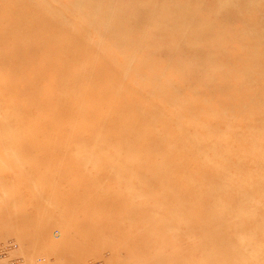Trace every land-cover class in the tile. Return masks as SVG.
<instances>
[{"label": "bare ground", "instance_id": "6f19581e", "mask_svg": "<svg viewBox=\"0 0 264 264\" xmlns=\"http://www.w3.org/2000/svg\"><path fill=\"white\" fill-rule=\"evenodd\" d=\"M118 1L0 0V114L4 113V116L0 117V225L3 227L10 222L20 223L22 229H26L34 222L44 220L47 214L51 215V219L56 217V220L67 219L70 225L77 223L81 229L89 230L86 233L92 237L94 233L100 231L98 224L93 225L95 224L93 220H112L108 213L120 214L119 220H132L133 215L139 220H156L152 217L156 210L165 217L181 211L187 204H193L195 207L201 204L204 206V200L209 198V194L194 188L192 174H185L186 165L188 167L192 165L196 175L209 174L213 179L220 175L224 176L225 170H219L211 164V160H220L228 153L222 147L221 139L216 140L211 147H203L200 140L192 144L196 129L191 128L196 124L193 123L194 126L184 132L185 126L181 115H175L177 120L173 117L170 119L177 128L174 133L168 128L159 131L157 135L153 130H143L146 127L141 129L133 127L134 121H145L151 116L142 114H139V117L137 114L131 116L128 109L130 103L121 101V94L131 88L125 90V85L121 83L118 87L117 82H122L127 75L131 81L135 80L132 85L136 89L133 93L137 102H141L145 97L149 99L162 97L164 106L159 104L155 114L152 113L154 115L152 119L157 121L163 120L159 112L167 106L173 109L175 105V108L181 111H192L185 103L177 104L181 99H178L176 92L180 91L184 97L191 95L184 90L192 81H196L198 87L204 90L203 95L211 89V82H207L208 78L218 72H209L210 61L201 60L202 50L196 47L193 40L202 39L211 52H216V57L227 61L229 71L219 74L222 78L227 79L228 73L232 74L231 69L234 66L260 75L264 71V25L253 26L251 28L253 31L247 29L250 34L253 32L249 37L239 36V27H233L231 30L227 27L226 31L222 29L223 26H218L219 32L214 28L216 33L207 35L201 29L192 26H197L195 22L199 21H193L194 16L185 13L183 16L170 15L171 11L165 12L166 10L159 6L161 10L158 8L156 14L160 17L166 16L164 17L167 20L166 24L170 23L168 26L161 25L163 18L161 17L159 22L156 15L157 18L153 19L156 21V31L148 34L143 41L144 46L140 47L138 41L141 36V21L147 18L146 16L143 20L138 19V16L133 18L130 10L119 11ZM130 2L131 7L140 3L139 0ZM150 3L153 4L151 0ZM58 6H62L63 9ZM63 11L69 14L70 18L67 17L66 20L59 18L58 14ZM69 26L76 27L79 34H73ZM91 32L97 34L94 44L98 48L92 49L85 44ZM207 32L211 33L210 30ZM96 40L101 42H98V46ZM157 40L167 41L168 59L164 66L169 67L174 73H171L172 75L165 67L163 73L154 67V60L151 58L152 45ZM245 46L250 50H246ZM136 50H140L139 54L141 53L138 57L135 56L136 53L131 54ZM195 64L202 66L204 70L202 72L184 70ZM145 72L150 77L148 81L145 80L148 77L144 75ZM156 75L168 78L159 88L153 86L156 82L153 83L152 76ZM63 80L66 81L62 84ZM166 82L168 83L165 84ZM223 83L217 90L228 84ZM69 87L70 96L72 93L77 95L71 97V101L75 98L79 103L88 102L92 105L90 112L78 107V111L74 113L70 100L61 104L62 97L69 96L70 92H66ZM170 87L176 91L171 92ZM3 94L6 97H3ZM201 96L194 95L196 98ZM31 109L33 112L30 113L40 119L34 122V125L25 119L29 114H23L25 110ZM121 112L127 113L126 116ZM87 114L90 117L98 116V122L76 128L73 126L63 128L64 120L76 121ZM128 114L130 115L127 116ZM120 115L130 121L127 129L128 121L121 122L123 128L118 127ZM209 116L216 119L219 127L228 125L225 120L221 121V118L215 115ZM134 118L137 119L133 120ZM109 125L116 126V129L105 135L104 132ZM48 132H51L52 136L48 137L46 135ZM62 132H66L67 135H61ZM191 132L194 133V137L189 140ZM199 133L205 137L203 130ZM133 140H138L136 146ZM139 140L147 142L140 146ZM206 151L211 154V162L203 163L200 161L201 158L192 161L190 158V154L194 157L201 156ZM7 174H10V179ZM24 177L28 179L24 180ZM183 180L189 184H183ZM133 181L138 187L130 186V182ZM122 184L129 187L124 189ZM167 186L172 187L171 192L174 191L172 196ZM6 189L15 190L8 193L5 192ZM48 204L52 208L47 207V213L43 214L41 208ZM77 206L81 208V217H77L75 209ZM208 209L207 206L204 207L199 214H207L210 217L208 219L213 220L214 225L209 227L212 235L210 239L216 241L212 244L227 246L228 243L218 239L221 236L220 232L217 234L223 222L215 220L216 215L213 211L207 212ZM10 212L13 213L15 220H5L6 214L7 219L12 218ZM53 222L57 223L55 220L47 222L40 230L32 227L35 231L34 236L47 241ZM250 225L253 226L251 229L254 232H260V237L264 241V226L254 222ZM9 228L12 229L11 226ZM104 229L109 228L106 225ZM29 231L32 232L31 229ZM121 231V227L113 230L117 234H121ZM72 249H75L74 245ZM228 254L236 257L233 251L226 253ZM163 255L165 254L160 253L158 259L172 261L169 255L165 257ZM208 256L211 257L210 254Z\"/></svg>", "mask_w": 264, "mask_h": 264}, {"label": "rangeland", "instance_id": "374dc122", "mask_svg": "<svg viewBox=\"0 0 264 264\" xmlns=\"http://www.w3.org/2000/svg\"><path fill=\"white\" fill-rule=\"evenodd\" d=\"M130 1L119 0L117 7L120 5L118 7L119 11L130 10L131 12H129L133 18H137L138 16V19L142 18L143 20L146 16L147 20L141 21V36L138 41L140 47L144 46L143 41L146 39V36L156 31V21H153V19L157 18L158 15L155 11L158 8L160 9L161 6L162 10H166L165 12L171 11L170 15L183 16V13H185L191 17L194 16L193 21L199 20V23L195 22L197 26H192L201 29L207 35L213 34L214 28L219 32V27L223 26L222 29L226 31L233 29V27H239V36L249 37L253 35V32L250 34V31H253L251 29L253 26L264 25V0H151L153 4L150 3V0H139L140 3L137 5L133 4L132 7ZM58 7L61 10L63 9L62 6ZM55 8L57 9V7ZM152 8L154 9L152 10ZM136 9H138V12ZM194 9H196V13H194ZM178 13L179 15H177ZM58 17L66 20L67 17L70 18V15L63 11L58 14ZM158 17L159 22L161 21V17L163 18L161 25H169L170 22L166 24L167 20L164 18L166 16L161 15V17ZM209 20H211L210 23L208 22ZM206 22H208L207 25ZM200 25L202 27H199ZM207 26H209L208 29ZM68 28H70L73 34H79L76 27L69 26ZM240 28L244 31H241ZM209 30L211 33L207 32ZM80 35L82 36V34ZM95 38H97V34L91 32L87 36L85 44L92 49L98 48L94 44ZM194 41L196 47L202 50L200 52L201 60L204 59L203 61L205 62L210 61L208 63L212 64H210L211 67L209 66V72L218 71V75L215 73H212L213 76L209 74L211 78L209 77L207 82H211V89L203 95L204 90L198 87L196 81H192L184 90L185 93L188 92L191 95L184 97L180 91L176 92L178 99H181L177 104L180 102L185 103L189 105L192 111H181L175 108V105L173 109L171 106H167V108L165 107L163 111L160 110L159 112L163 122L157 121L156 119H152L154 116L152 113L155 114L157 108L160 106L159 104L162 105V101H164L162 97L150 99L145 97L141 102H137L133 93L134 91L136 92V89L132 85L135 80L131 81L130 76L127 75L122 82L118 81L117 83L118 87L123 83L125 90L131 88L128 92L121 94V101L130 103L128 109L131 116L133 114H137L138 117L139 114L151 116L149 117L150 119H146L145 121H134L133 127L140 129L146 127L143 130H153V133L156 132L157 135L159 131L168 130V128L171 133H174L177 128H175L174 123L170 119L171 117L175 119V115H181L183 117L182 123L185 126L184 132L190 130L187 128H190L193 123L196 124L194 128H191L196 129V136L194 137L193 132L189 134V140L194 137L192 144L200 140L203 147H211L216 140L221 139L222 147L228 152L222 159L211 160V154H208L207 151L201 156L195 155L194 157L190 154V158L192 161L201 158L200 161L203 163L212 161L211 164L216 168L225 170V172L222 171L224 172V176L220 175L218 178L213 179L209 174L205 176L196 175L193 172L195 169L192 165L190 167L186 165L184 170L186 175L192 174V185L194 188L209 194V198L204 200L205 205L202 206L201 204L195 207L193 204H187L181 211L179 210L171 216L165 215V217H163V213L156 210L152 215L156 220H139L134 215L132 216V220H119L121 219L120 214L108 213L112 220H93L95 222L93 225L97 226L98 224L100 231L89 237L86 233L89 230L81 229L80 225L77 226V223L70 225L67 223L69 220H56L57 217L52 218V220L51 215L45 214L47 213V207H50L48 204L46 207L41 208L42 213L45 214L44 220H38L31 226H27L26 229H22L20 223L11 224L8 222V225L6 224L4 227L2 224L0 225V264H182V262H184L183 264H264V257H262L264 255V241L260 237V232H254L252 230L253 226L250 225L251 222H254L255 224L264 226V71L258 75V73L234 66L231 69L232 74L228 73L227 79H224L219 74L229 71L227 61L216 57V52H211L207 48L209 46L202 39H195ZM98 42V40L95 42L97 46ZM166 45L167 41L157 40L153 43L151 58L154 60V67L157 71L163 73L165 70L163 67H165L171 74L172 72L169 67L164 66L166 59H168ZM245 48L246 50H250L248 46H245ZM139 51L136 50V52H132L131 54L134 55L136 53L135 56L138 57L141 54H139ZM96 57H99V55H96ZM214 62L217 64L213 65ZM187 69L194 72H202L204 70L202 66H198L197 64L184 68L185 71ZM144 75L148 76L146 72ZM152 77L154 79V81L152 79L153 83L156 82L153 84L155 88H159L168 79L167 77H159L158 75ZM149 78L148 76L145 80L148 81ZM64 81L66 80H63L62 84ZM223 82H227L228 84H225V87H221V90H217L219 89L218 86L224 84ZM172 89L170 87L171 92L176 91ZM83 90L85 89L83 88ZM190 90L191 92H196V94H192L189 92ZM66 92H70L69 96L66 98L62 97L61 104L64 101L68 102L70 100L69 103L74 113L78 111V107H82L81 109L87 112L92 110V105L88 104V102L79 103L75 98L71 101V97L77 96L74 93L70 96L71 87L67 88ZM194 95L202 96L196 98ZM4 96L6 97L5 94H3ZM30 112H33V109L25 110L23 114H29L25 119L34 125V122H38L40 119ZM42 114L44 115L43 112ZM122 114L125 115L127 113ZM209 115H215L221 118V121L225 120L224 122L228 125L219 127L216 119ZM2 116H4L3 112L0 114V117ZM203 117L215 121H209ZM98 118V116L90 117L87 114L84 118H78L76 121L64 120L63 125L65 126L63 128L71 126L76 128L84 124L90 125L91 123H97ZM122 121H128L127 129L130 121L124 118V116L122 118L120 115V119L117 121L119 128H123ZM111 125L107 128L108 130H105V135L112 132L111 130L114 131L116 129V126ZM200 129L205 132V137L200 135L199 131L202 132ZM46 135L50 137L52 133L48 132ZM61 135L67 134L66 132H62ZM139 141L140 146L147 142V140ZM137 142L138 140H133L135 146ZM184 147L186 148V146ZM99 153L97 152V154ZM240 153H243L242 156L237 155ZM172 156L176 157L175 154H172ZM7 177L9 178L10 174H7ZM25 179L28 178L24 177ZM17 182L21 184L20 181ZM187 183L186 181L183 182V184ZM122 185L124 189L129 187L124 184ZM130 186L138 187V184L133 181L130 182ZM167 187L170 189L168 192L172 196L174 194V191L171 192L172 187ZM13 190L15 189H6L5 192L11 193L10 191ZM206 206L209 208L207 212L213 211L216 215L215 220L223 222L220 230L216 232L218 235L220 232L221 236L218 239L224 243H228L227 246L220 247L212 244L216 241L210 239L212 235L209 227L214 225L213 220H209V215L207 214H199L200 210H203ZM75 209L77 217H81L80 206L75 207ZM10 215L12 218L7 219L8 215L6 214L5 220H15L13 219L15 217L12 212H10ZM54 220L57 223L53 222V226L49 229L47 241H42L37 238L38 236H34L35 231L32 227L40 230L43 229L42 225ZM106 225L109 228L108 230L104 229ZM10 226L12 229L9 228ZM71 227L74 228V231H72ZM117 227H121V234L113 232ZM69 235H71L70 238ZM87 238L89 239L87 240ZM71 244L74 245L75 249H72L73 245L71 246ZM255 250L260 254H257L258 252ZM230 251H233L236 257L229 254L226 255ZM160 253L165 254L163 257L169 255L172 261L165 262L162 259H158Z\"/></svg>", "mask_w": 264, "mask_h": 264}]
</instances>
